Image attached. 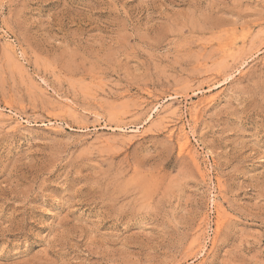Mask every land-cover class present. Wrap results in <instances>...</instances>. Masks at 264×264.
Returning a JSON list of instances; mask_svg holds the SVG:
<instances>
[{"label":"rangeland","instance_id":"rangeland-1","mask_svg":"<svg viewBox=\"0 0 264 264\" xmlns=\"http://www.w3.org/2000/svg\"><path fill=\"white\" fill-rule=\"evenodd\" d=\"M0 264H264V0H0Z\"/></svg>","mask_w":264,"mask_h":264},{"label":"bare ground","instance_id":"bare-ground-1","mask_svg":"<svg viewBox=\"0 0 264 264\" xmlns=\"http://www.w3.org/2000/svg\"><path fill=\"white\" fill-rule=\"evenodd\" d=\"M215 99V98H214ZM167 118V117H166ZM22 119V118H21ZM184 134V133H183ZM187 135V134H186ZM185 136V135H184ZM183 137V136H182ZM185 137H187V136H185ZM184 137V138H185ZM187 139H189L188 137L187 138H185V140H184V142H183V140H182V142L183 143H180L181 144V150H186L188 147H190V146H188V144L190 143ZM189 149V148H188ZM190 153V152H189ZM192 153V152H191Z\"/></svg>","mask_w":264,"mask_h":264}]
</instances>
